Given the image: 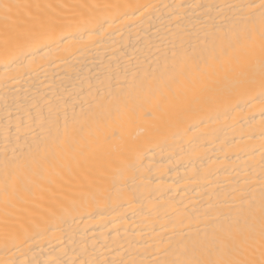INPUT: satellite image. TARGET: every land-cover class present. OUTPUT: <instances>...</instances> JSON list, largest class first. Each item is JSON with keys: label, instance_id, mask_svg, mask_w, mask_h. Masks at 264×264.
Here are the masks:
<instances>
[{"label": "bare ground", "instance_id": "6f19581e", "mask_svg": "<svg viewBox=\"0 0 264 264\" xmlns=\"http://www.w3.org/2000/svg\"><path fill=\"white\" fill-rule=\"evenodd\" d=\"M6 2L74 39L8 46L0 15V264L179 261L241 190L258 200L259 9L229 5L261 0Z\"/></svg>", "mask_w": 264, "mask_h": 264}, {"label": "snow or ice", "instance_id": "6c2138e0", "mask_svg": "<svg viewBox=\"0 0 264 264\" xmlns=\"http://www.w3.org/2000/svg\"><path fill=\"white\" fill-rule=\"evenodd\" d=\"M229 7L259 9L260 87L264 90V0H261L259 5H229ZM33 8L38 10L41 5L9 3L6 0H0V15L5 21L3 33L5 45L19 46L21 42L31 41L38 30H53L58 25H63L64 33L59 42L74 39V33L71 31L74 21H60L55 17L45 19L38 12H33ZM250 70V66H240L237 72L240 76H246ZM260 185L258 200L255 196H249L241 190L239 196L233 198V204L229 205L228 213L213 217L219 221L223 216L228 221L227 226L220 224L214 227L211 233L205 232L203 237L197 233L190 239V244L185 245V252L190 253L188 258L165 262V264H264V176L260 178ZM109 194L112 193L109 192ZM115 195L125 197L127 193L117 188ZM256 225L259 226L258 236L261 248V257L258 262L240 258L251 253Z\"/></svg>", "mask_w": 264, "mask_h": 264}]
</instances>
